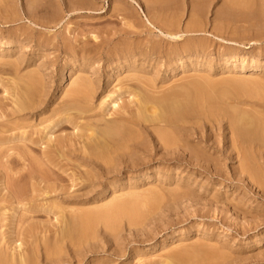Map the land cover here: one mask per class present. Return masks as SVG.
I'll return each instance as SVG.
<instances>
[{"label": "rangeland", "instance_id": "obj_1", "mask_svg": "<svg viewBox=\"0 0 264 264\" xmlns=\"http://www.w3.org/2000/svg\"><path fill=\"white\" fill-rule=\"evenodd\" d=\"M146 2L0 0V42H4L0 44V108L14 114L0 116L2 254L20 252L14 255L18 257L27 252L33 256L32 264H264V135L248 149L260 177L256 179L241 169L243 158L237 156L239 148L232 147L223 111L186 122L179 128L180 140L167 150L158 139V130H166V126L161 123L158 129L156 124L145 123L146 129L141 130L143 151L134 152L128 163L109 172L83 166L78 154L62 160L52 153L56 138L69 140L73 148L81 147L76 134H87L84 125L89 120L80 121L82 129L64 123L49 131L51 114L40 115L37 107L43 96L58 107L70 85L84 78L101 87L94 91L91 107H98L100 100L114 88H123L120 85L124 83L125 88L129 85L138 90L141 86L140 93H153L154 89L140 82L157 77L160 95L155 90L154 96H161L170 86L176 90L195 82L213 92L216 101L231 112L264 111L260 108L264 94V0H249L246 5L207 0L201 5L200 29L185 32L183 41L171 39L166 32L168 25L158 16L179 19L173 28L184 31L195 15L192 0ZM189 42L203 43L206 48L186 56L183 68L171 77L166 66L169 56L149 50L155 44L172 50ZM125 51L134 57L117 62L116 54ZM78 53L82 59L70 63ZM119 64L123 67L118 68ZM130 75L133 79L139 76L140 82ZM29 82L39 86L38 93L32 98L25 95L30 107L18 113L15 98L24 97ZM42 93L45 95L40 97ZM132 99L122 94L119 112L128 105L132 111L136 109ZM250 104L253 106H247ZM106 105L104 111L98 107L97 113H105L108 119L115 117L111 113L117 107ZM96 118L91 123L101 116ZM47 136L55 144L45 147L40 138ZM49 158L55 162H46ZM98 173L101 176L91 181L86 177ZM131 195L142 197L136 205L137 214H128L132 208L116 213L117 208L106 213L111 215L108 218L105 213L92 217L96 221L87 224L92 229H82L76 237H61L60 230L72 221V217L65 218L82 215L83 210L91 214V209L94 212L102 206L103 211L116 203V197L127 201ZM149 196L154 197L152 203L147 202L152 199ZM129 203L133 206L135 202Z\"/></svg>", "mask_w": 264, "mask_h": 264}, {"label": "bare ground", "instance_id": "obj_2", "mask_svg": "<svg viewBox=\"0 0 264 264\" xmlns=\"http://www.w3.org/2000/svg\"><path fill=\"white\" fill-rule=\"evenodd\" d=\"M35 1L36 0H34V2ZM146 1L149 4H150V2L153 4H154V2H156V0H146ZM206 1L207 0H192L193 8H195V15L192 17V20L190 21V23H188V25H185L186 29L184 31L183 30L178 31L177 28L176 29L173 28V26H176V24H177L176 22H177V20L179 21V19L176 20L175 18H172V19L170 18L171 20L170 19L167 20V17L164 18V16H166V14H164L163 16H160L161 14H159L158 17L163 21L162 24H166V25L170 26L169 28H168V26H166L167 35L169 37H171V39H174L176 41H183L185 39V38H183L185 32H188V31L194 32V31L199 30L200 26L202 24L201 14H200V13H202L201 12V8H202L201 5L206 3ZM233 1L246 5V4H248L249 0L247 2H246V0H233ZM172 2H174V1H172ZM74 3H75V1H74ZM161 3H162V1H161ZM207 3H210V2H207ZM149 4H147V5H149ZM165 4H166V2H165ZM192 4H190V5H192ZM235 4H237V3H235ZM235 4H234V6H235ZM251 4L254 5L253 3H251ZM29 6H30V4H29ZM117 7H121V6H117ZM118 9L119 8H117L116 10H118ZM121 10H123V8ZM167 10H169V9H167ZM156 13H157V11H156ZM219 14H221V13H219ZM172 16L173 15L171 14V17ZM151 17H153V16H151ZM225 17H227V16H225ZM245 18H246V16H245ZM227 19L228 18H226V21H227ZM151 20H152V18H151ZM157 23L159 24V22H157ZM221 23L222 22H220V24ZM178 24L180 25V23H178ZM203 24H205V23H203ZM220 27H222V26H220ZM6 43H9V42H6ZM0 44L3 45L4 42L3 43L0 42ZM2 45H1V47H2ZM205 48H206V45H204L203 43L189 42V43L182 45V47H180V48H178V46H176V49H172V50H170V49L164 50V49H162L161 45L155 44L149 50L152 52V54H158V55L163 54V55L169 56L168 57L169 61L166 64V66H167V73H168L167 76H170V75H173L174 73H176L177 71H179L181 68H183L182 66L184 65V62H185L183 59L186 56L193 55L194 53H198L199 51H203ZM130 54H131L130 52L125 51V52H123L122 55L116 54L115 59L117 60V62L126 61V60H129V58L134 57V55H135L134 53H132L134 55H130ZM78 57H79V53L75 54L74 59H72V62H70V63L73 64L76 61H79V59L80 60L82 59V58H78ZM120 67L122 68L123 64H119L118 68H120ZM72 68H73V65L71 66V69ZM82 68H84V67H82ZM73 70H74V68H73ZM87 73H88V71H87ZM152 74H154V73H150V72L147 73V75H151V76H152ZM139 76H140V74H139ZM139 76L135 75L136 78H134V79H138V81L140 82L141 79L139 80V78H140ZM131 77L133 79V76L130 75V78ZM141 77H143V75H141ZM191 78L193 79V77H191ZM132 79H130V80H132ZM198 79H201V78H198ZM198 79H197V81H199ZM77 81L78 82L71 84L70 85L71 87L69 86L70 88L68 90H66L67 92H65V93H67V95L64 98L63 102H61V104L58 107L54 106L53 103H50L49 99L45 98L43 96L45 94H43V93L40 94V97H42V96L43 97L40 100V103L37 107V109L38 108L39 109L37 111H40V113H39L40 115L50 112L51 118L49 117L50 120L48 119V121H50L49 122L50 126L48 127L49 131L52 130L53 128L57 127V126L63 125L64 123H70L74 126V128L82 129L83 125L80 123V121L82 119H86V120L88 119L89 120V121H87L88 124L86 123L87 125H84L87 134L86 133L85 134H80V133L76 134L81 139L79 141V144L82 143L81 147L73 148L72 146L74 144L71 145L69 143V140L64 141L62 139L56 138V140H55L56 144H55L52 141V139L48 136L40 138L41 143L42 142L45 143V145H46L45 147H49L51 142H52V144L53 143L55 144L56 148L53 147V149L54 148L55 149L52 151V153L54 155H56L58 158H60V159L63 158L62 160H64V159L67 160L68 158L70 159L71 155L78 154L79 158L81 157L83 160V163H84L83 166L94 168V170L97 169L101 173L103 171L109 172L110 170H114L115 167H117V165H119L121 163H123V164L128 163L129 162L128 160L132 159L134 152H137L138 150L143 151V148H141V146L143 145L141 130L146 129L145 123H150V124H152V126L154 124H156L155 126H158L157 127L158 129L160 128L161 123H163L166 126V130L162 129V128L158 130L159 138L158 137L157 138L160 141L159 144H161L163 146V148L167 150L168 148L174 147L176 142H178V140H180V135H181L180 130L181 129L179 130V128L184 126V124L186 122H192L196 118H199L202 116H205V117L210 116V115L212 116V114L214 112L223 111L224 117L227 118V127L231 131V137H233V140H231L232 141V147L234 146V148H239V150L237 152V156H240L243 158V161L241 164V169L243 171H245L246 173H250V175L253 178H256V179L260 178L258 172L256 171V167L253 163V159L251 158L252 154L248 153V149H252L253 148L252 145L255 144L257 139H259L261 136L264 135V111H261V112H256V111L254 112L253 111L254 113H249L248 112L249 110L245 111L244 109H242V110H244V111H242L239 108L242 113H244V112H246V114H247V112L249 113L248 115H246L244 113L246 116L241 115L240 114L241 112L239 114H236L237 112H231L224 104H220L219 102L216 101V98L212 95L213 92L212 93L209 92L208 90H206V88H204L205 86L203 87V86H201L200 83H195V82L189 83L185 86L180 85L181 88L180 89L176 88V90H172V88L174 89V86L173 87L170 86L171 90L169 89V91H168V88H169L168 87L167 89H165V90H167V92L163 93L161 96H159V97L154 96L152 94H156L157 92L155 93V90L158 89V84L156 82L157 77H155L154 79L152 78L151 80L147 79V81L144 83L140 82V83L150 87L151 89H154L153 93L151 91L149 93L148 92L140 93L139 89L141 86L140 87L137 86L138 88L136 87L138 90H133L132 87L127 84L128 86L125 88L124 82H123L124 84L121 82L123 85H120V86H124L123 88L122 87L116 88L118 90H114L115 89L114 88L113 91H110L109 93L107 92L108 94L106 96L104 95L105 97L103 98L102 101L100 100L101 103H99L100 105L98 107L101 108L103 111H104L103 108L105 107L106 104H112L114 108L117 107L116 109H114L113 113H111V115L115 114V117L108 119V118H106L107 115H105V113L102 115L97 113V111H96V109L98 108L97 106L96 107L89 106L90 100L94 97V95H93L94 91L101 89L100 85H97V88H96L95 83L92 80L85 79V78L83 80H80V81L77 80ZM139 82H137V83H139ZM186 82H188V81H186ZM186 82H184V83H186ZM212 82H214V81H212ZM181 83H183V82H181ZM209 83H210V81H209ZM221 83H223V82H220V85H221ZM214 84H216V83H214ZM160 85H162V84L160 83ZM210 85H212V84H210ZM33 86H34V84H33ZM33 86L29 82V85L27 86V92H26L27 94L26 93L24 94V97H26V98L22 97L23 94L21 95V98H22L21 100H19L20 95H18V98L17 97L15 98V99H17V101H15V100L14 101L18 107V109L16 108L17 110L15 109L16 112L19 113L21 111L26 110L28 107H30L27 105L28 103H25L24 99L28 98L25 95H28L30 98H32L35 95V93H38L39 86H37V87H33ZM146 86H144V87L147 88ZM256 86H260V85L256 84ZM261 86H263V85H261ZM134 87H135V84H134ZM160 88H161V86H160ZM151 89H148V90H151ZM161 89H163V88H161ZM161 89H159V90L161 91ZM263 89H264V87H263ZM107 91H109V90H107ZM115 93H118V95L116 94L117 97L115 96ZM124 93H127L130 98H133L131 103H134V102L136 103L137 107L135 105L136 109L133 108V111L131 109L132 107L130 106L131 107L130 108L128 105L127 107H129V108L126 107L124 112H119L121 106L119 105L118 101L122 97V94H124ZM158 94L160 95V92ZM101 96H103V94ZM261 96H262V99L260 100V102H261L260 108H262V110H263L264 109V94H262ZM112 97H116V98H112ZM111 98H112V100H110ZM108 99H109V101H108ZM124 103L125 102H123V104ZM126 104H128V103H126ZM245 104H247V103H245ZM227 105L229 106L228 103H227ZM247 106L251 107L253 105L250 104ZM253 110H254V108H253ZM14 111H12V112H14ZM95 111H96V113H95ZM233 111H234V109H233ZM1 114L4 115L5 117H10V116L14 115V114L10 115L8 113L6 114V112L4 110H2V108H0V116H2ZM207 114H209V115H207ZM98 116H101L100 120L98 122L95 121V123H91L92 122L91 119L92 118L94 119ZM243 119H246L248 122L247 123H245L246 121L243 122ZM214 122H216V121H214ZM253 124H254V126H253ZM185 127H187V126H185ZM154 128L157 129L156 127H154ZM49 131L46 132V134L51 136L52 133H50ZM89 131H90V133H89ZM84 135H87V136H84ZM44 139H45V141H43ZM246 149H247V151H246ZM45 150L46 149H43V154L47 153V151H45ZM46 162L53 163V162H55V160H54V158H51V159L49 158L48 161H46ZM80 164H82V163H80ZM86 172H90V171L88 170ZM84 175L85 174H83V176ZM99 175L100 174L98 173L97 175H86V177L89 181H91V179L99 178ZM83 176L81 175L80 177L82 178ZM81 178H79V179H81ZM84 180L88 181L86 179H84ZM153 195L155 198L157 197V195L155 196V193H153L152 196ZM134 196L135 195H133V197ZM138 196L139 195H137L136 197L139 199H136V197H134V200H132L133 199L132 195H131V197H129L132 199L127 198L129 200V202H131V204H133V202H135L133 204V206L130 205L128 200L126 201L125 198L122 199V197H121V198L117 199V197H116V200H117V201L115 200L116 203L115 202L114 203L110 202L111 204L108 203L111 205V207L106 206L103 208V211H100V208H102L103 206L99 207V210L97 209L98 208L97 207L94 210V212H93V209H91V211H92L91 214H90V210H89V212L87 211L85 214H84L85 210H83L82 215H78L77 213H75L76 212L75 211L74 213L76 215L70 216L69 218H65L66 219L65 221H67L68 219L71 220V217H72V221H71V224L69 223V225L68 224L66 225V223H65V225H64L65 229L61 228L62 229V230H60V231H62V232H60V233H62V234H60L61 237H65V236L76 237V236H78V234L80 232H83V230L90 228V225L88 226L87 224H89L88 222H91V220H93L92 217L95 219V218L100 217L103 213L106 214L107 212H110L109 214H112V213H114V210H116L117 208H118V210H116V213H118L117 211H121V209L125 210L126 208L127 209L132 208L131 212L129 211L130 209L128 210L130 212L128 214L129 215L137 214L138 210L136 208V205H138V203L141 200L140 198H142L141 196L140 197H138ZM152 196L148 197V199H151V198L152 199L147 201V202L151 201V203H152L154 201L153 200L154 197H152ZM114 199H112L111 201H113ZM120 199H122L123 201L125 200V202H124L125 204L123 203L122 200H121L122 202H120ZM156 199H158V198H156ZM126 202H127V204L129 203L128 206L126 205ZM129 205H130V207H129ZM133 207H135L136 210H134ZM124 210L121 213L126 211V210L125 211ZM79 214H81V213L79 212ZM99 214H101V215L99 216ZM105 214H104V216H107L105 218H108L111 216V215L109 216L108 214H106V215ZM114 215L115 214H113V216ZM109 219H111V218H109ZM93 221H96V220H93ZM93 223H95V222H93ZM93 223H90V224L92 225ZM68 226L69 227L71 226V227L69 228ZM77 226H80V227H77ZM90 229H92V227ZM60 235H59V237H60ZM30 236H32V235H30ZM58 239L59 238H57V240ZM14 243H16V241ZM19 244H21V243H19ZM54 246H53V248H54ZM56 248L58 249V246ZM56 248H54V249H56ZM11 253H14V252H11ZM11 253H8V254L10 255ZM19 253L20 252H18V253L15 252V254H17V255ZM21 253H23V254H20L18 257L14 256L15 254L7 256V254L4 252H3V254H4L3 255L2 251L0 250V264H32V262H33L32 254L30 255L32 257L30 258V256H28L29 253H27V252L26 253L21 252Z\"/></svg>", "mask_w": 264, "mask_h": 264}]
</instances>
